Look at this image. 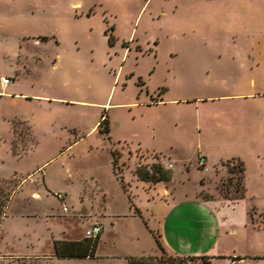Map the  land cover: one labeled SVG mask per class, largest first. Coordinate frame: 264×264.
<instances>
[{"label": "rangeland", "instance_id": "1", "mask_svg": "<svg viewBox=\"0 0 264 264\" xmlns=\"http://www.w3.org/2000/svg\"><path fill=\"white\" fill-rule=\"evenodd\" d=\"M239 68L255 69L250 87ZM262 70L264 0H0V77L11 81L0 85V189L10 193L0 264H169L155 239L188 251L199 228L217 236L213 263L230 264L242 228L225 234L194 205L203 222L185 220L171 195L172 211L154 206L148 193L163 182L143 184L133 170L174 173L165 194L233 198L240 157L246 196L264 201ZM95 224L94 256L55 255V240L92 239Z\"/></svg>", "mask_w": 264, "mask_h": 264}, {"label": "crops", "instance_id": "2", "mask_svg": "<svg viewBox=\"0 0 264 264\" xmlns=\"http://www.w3.org/2000/svg\"><path fill=\"white\" fill-rule=\"evenodd\" d=\"M250 62L253 63L252 60ZM244 70L245 72L249 74L248 77L250 80L249 82V87H250V83L253 84L254 82L253 78L250 77V72L251 74L254 73L255 69L250 68L248 71H246V69L239 68L240 72H244ZM234 97H236V99L250 98V91L247 90L246 92H238L234 95ZM232 158H235L236 160H240V157H232ZM219 172L221 176L222 175L224 176V174H226L223 171V169H221ZM174 178H175V174L171 173L170 179L168 181H162L164 186L161 190L157 189V192H155L153 191L154 189H151L152 192L148 193L150 196L149 200L151 202H154V206L155 204L157 205L156 207L166 206L168 209L172 211L174 204L169 203L166 200V197L171 195L174 199V202L177 203L181 208L185 210L183 212L185 216L183 217L185 220L190 218L191 214H193V210H191V205H194V207L197 206L201 210L203 208L208 209L209 211H211V213H213L216 219L221 221V225L223 226L225 234H235L236 232H239L238 231L239 228H242V230L244 231L245 234L242 238L244 242V247H242L241 250H239L238 252L239 255L230 257L234 259L236 264H251L250 260H257L258 261L257 264L264 263V201L262 202L250 201V197L246 196L244 185H243L244 197L237 198V199L224 197L219 194L214 195V197L212 198H202L199 194L201 189L200 191L194 190L191 193H184L183 196H181L180 194L176 193V190L174 188L173 192L168 191V193L165 194L164 193V191H166L165 184L171 183L174 180ZM142 183L144 184L145 182L142 181ZM204 184H201V185H204ZM242 184H243V174H242ZM160 195L163 196L162 200L159 197ZM128 203H129V208H130L129 200H128ZM134 206L138 207L135 204ZM251 209L254 211V213L253 215L250 216L249 213ZM146 210L147 209L145 207V211ZM205 214L206 213L204 210L203 215L205 216ZM117 215L118 214H112V216H108V217H117ZM192 216L196 218V220L203 222L202 221L203 217L196 216L195 214H193ZM166 218L167 216H164V215L161 216V219L163 220L162 222L163 224L165 223L164 220H166ZM199 230H200L199 234L196 237H194L195 236L194 235L192 236V238H189L190 243L192 242V239L194 238L193 240L194 245L190 244L191 245L190 247L192 249L187 248L188 251L184 250L180 252L174 251L173 254H171L169 251H166L165 248L162 246L164 253L168 256H175V257L205 256L207 257L210 264H214L213 263L214 258L215 257L218 258L219 255L221 254V253L219 254L218 251H215L213 249L214 239L217 236L212 235L210 233H205V231L200 228ZM192 246H194V248ZM251 255H258L261 257L251 258Z\"/></svg>", "mask_w": 264, "mask_h": 264}, {"label": "trees", "instance_id": "3", "mask_svg": "<svg viewBox=\"0 0 264 264\" xmlns=\"http://www.w3.org/2000/svg\"><path fill=\"white\" fill-rule=\"evenodd\" d=\"M45 37H42L44 39ZM109 44H112V37L108 38ZM9 78V77H8ZM139 79L141 77L139 76ZM10 81V78H9ZM11 82V81H10ZM102 117V115H100ZM101 122L104 124L103 129L100 131L101 132H110L111 128L109 127V122L107 119H101ZM112 166L115 165V162L117 161V155L115 154V151L112 152ZM237 168L239 171V175L237 177V184H236V191L239 192V194L236 197H233L235 199L237 198H243L244 197V188L242 184V173L244 170L243 163L240 160H237ZM228 171L231 172V169L228 168ZM133 175L142 181L146 182H151V183H156L159 181H168L170 179L171 173L165 169L162 165L152 163L150 166H145V165H139L133 170ZM230 177H228V180ZM121 181V179H120ZM122 189L125 190L123 183L121 182ZM126 192V190H125ZM9 195L10 193L8 191H2L0 189V223L5 215V208L9 200ZM134 212L141 217L140 210L138 207L134 206V204H130ZM251 211V210H250ZM251 216V213H249ZM98 236H95L94 238H84L82 240L78 241H65V240H55L53 242V248H54V253L57 257H78V258H83V257H91L94 256L96 246L98 243L97 240ZM158 248L161 250L162 253L163 247L161 245V242L156 238L155 239ZM189 257H174L173 256H168V262L169 264L172 263V261H176L178 264H184L185 259ZM190 258H197L204 262L205 264H210L208 261L207 257L201 256V257H190ZM127 264H156V261H153L151 257H145V256H138V257H128L127 258Z\"/></svg>", "mask_w": 264, "mask_h": 264}, {"label": "built area", "instance_id": "4", "mask_svg": "<svg viewBox=\"0 0 264 264\" xmlns=\"http://www.w3.org/2000/svg\"><path fill=\"white\" fill-rule=\"evenodd\" d=\"M9 83H10V81H9L8 77H5V76L0 77V85L2 87L7 86ZM198 164L203 167L202 168L203 170H207V167L205 166V159L203 157L198 158ZM167 165L170 166V164H167ZM65 210H66V208L63 207V211H65ZM100 232H101V226L99 224H95V225H92L89 230H87V236L94 238L95 236L100 234ZM184 264H205V263L202 262L201 260L197 259V258H190L189 257V258L185 259ZM230 264H235L233 259H230Z\"/></svg>", "mask_w": 264, "mask_h": 264}]
</instances>
